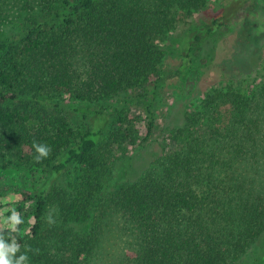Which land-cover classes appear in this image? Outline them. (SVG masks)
<instances>
[{"label":"trees","instance_id":"obj_1","mask_svg":"<svg viewBox=\"0 0 264 264\" xmlns=\"http://www.w3.org/2000/svg\"><path fill=\"white\" fill-rule=\"evenodd\" d=\"M208 2L0 0V189L8 169L45 180L17 192L22 222L0 230L18 248L12 264H92L110 229L125 238L112 264H264V80L209 90L162 138L173 149L102 195L112 146L123 151L130 134L125 104L135 92L155 99L164 40L184 78L257 6L226 0L206 15ZM143 112L149 136L159 126ZM36 143L51 148L40 162ZM68 170L70 189L54 185Z\"/></svg>","mask_w":264,"mask_h":264},{"label":"rangeland","instance_id":"obj_2","mask_svg":"<svg viewBox=\"0 0 264 264\" xmlns=\"http://www.w3.org/2000/svg\"><path fill=\"white\" fill-rule=\"evenodd\" d=\"M225 1L209 0L206 15L215 13ZM256 3L257 6L253 8L241 9L230 24L222 27L209 40V44L202 48V53L200 52L197 66L189 70L187 75H183L184 78H180L181 75L176 73L178 58L174 52L175 46L168 39L164 40L163 47L164 49L166 47L167 57L161 65L159 75L162 78L159 81L155 99L137 97L139 92H135L130 102L125 104L127 108L124 111L130 122L128 126L130 134H127L120 142L123 151H117L118 148L115 145L112 146L113 152L101 183L102 186L104 185L102 195L142 175L154 160L166 153L167 149H173V143L166 148L165 145L169 140L164 139L162 142V138L164 136L169 138L171 130L182 125L184 111L196 105L209 90L235 82L242 83L245 87L252 82L259 83L264 80V11L260 9L261 0H256ZM199 17L203 15L198 13L194 16L195 20ZM179 26L184 28L187 25ZM17 29L16 26L12 31ZM64 99L67 100L68 97L64 96ZM145 107L150 108L159 126L158 130L153 129L149 136L144 130L147 123V117L143 112ZM102 124V121L98 120L96 127ZM71 171L68 170L58 176L53 184L70 189L75 180V174ZM2 176L0 230H6L13 229L10 218L17 207L19 199L17 192L26 190L31 184L42 185L45 180L40 178V174L32 178L26 171L15 169L4 171ZM108 232L92 264H112L118 257L125 238L115 234L111 229ZM258 249L259 246H256L252 252L255 253ZM250 257L252 253L247 256L249 261Z\"/></svg>","mask_w":264,"mask_h":264},{"label":"clouds","instance_id":"obj_3","mask_svg":"<svg viewBox=\"0 0 264 264\" xmlns=\"http://www.w3.org/2000/svg\"><path fill=\"white\" fill-rule=\"evenodd\" d=\"M35 149V160L37 162H40L41 160L47 158L51 152V148L42 143H36L34 144ZM17 213H13L12 217L10 218L12 221L13 229L15 228V225L20 224L22 221L20 218H18ZM51 219L49 218V223H52ZM15 244V242H13ZM18 250L15 246H7L5 245L2 240H0V264H12V257L13 254ZM28 260V257L26 255H21L20 259L16 261V264H21V262H25Z\"/></svg>","mask_w":264,"mask_h":264}]
</instances>
